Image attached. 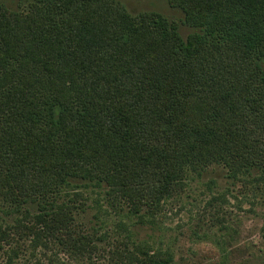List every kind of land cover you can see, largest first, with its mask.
<instances>
[{"label":"trees","instance_id":"16d2710c","mask_svg":"<svg viewBox=\"0 0 264 264\" xmlns=\"http://www.w3.org/2000/svg\"><path fill=\"white\" fill-rule=\"evenodd\" d=\"M20 1L29 6L18 12L0 0V196L37 206L21 237L95 252L57 198L74 180L142 217L188 173L264 177V0H167L195 30L186 39L160 13L115 0ZM126 253L174 262L147 247Z\"/></svg>","mask_w":264,"mask_h":264},{"label":"rangeland","instance_id":"374dc122","mask_svg":"<svg viewBox=\"0 0 264 264\" xmlns=\"http://www.w3.org/2000/svg\"><path fill=\"white\" fill-rule=\"evenodd\" d=\"M115 1L132 15L160 13L178 23L184 39L195 31L167 0ZM4 4L18 12L29 6L28 1L20 0H4ZM107 190L74 180L57 196L60 203L74 207L77 223L93 237L96 250L84 257L66 253L54 241L44 239L36 245L33 241L38 238L21 237L16 230L19 220L26 224L33 221L37 206L27 204L19 209L0 196V230L8 233L9 240L4 241L5 251H0V264H145L136 257L133 261L124 258L128 250L137 247H147L152 254L170 252L172 264H264L261 175L230 178L222 166L201 175L188 173L181 187L163 200L153 215L143 212L142 217L129 213L123 202L108 199ZM137 256L143 258V254Z\"/></svg>","mask_w":264,"mask_h":264}]
</instances>
